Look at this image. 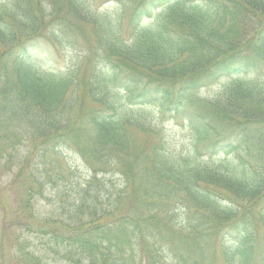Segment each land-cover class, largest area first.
<instances>
[{
    "label": "trees",
    "instance_id": "1",
    "mask_svg": "<svg viewBox=\"0 0 264 264\" xmlns=\"http://www.w3.org/2000/svg\"><path fill=\"white\" fill-rule=\"evenodd\" d=\"M112 1L115 16L103 9ZM76 33L105 66L83 97L72 96L75 70L38 54L40 38L75 45ZM261 71L264 0H0V162L17 167L31 218L32 196L61 189L37 227L8 225L16 264H50L49 253L66 264H264V80L251 76ZM221 78L225 92L200 100ZM111 84L130 105L185 118L205 153L162 138L136 151L131 127L150 129L109 97ZM75 102L85 120L72 119ZM63 147L83 158L84 182Z\"/></svg>",
    "mask_w": 264,
    "mask_h": 264
},
{
    "label": "rangeland",
    "instance_id": "2",
    "mask_svg": "<svg viewBox=\"0 0 264 264\" xmlns=\"http://www.w3.org/2000/svg\"><path fill=\"white\" fill-rule=\"evenodd\" d=\"M118 7L112 1L106 4L103 9L115 16L117 11H119ZM124 22L123 32L125 35H129V21L126 18ZM81 35L76 33L78 43H74L75 45L67 42H63L61 45L57 41L52 42L46 37L40 38L38 54H41L40 57L45 58L48 67L62 71L75 70L78 86L75 85L72 96H75L76 93L80 97H83V92L87 89V80L93 79L96 73L101 69H105V66L97 61V56L93 52L95 41L90 36ZM85 38L90 40L85 41ZM261 72V74L257 72L252 73L251 76H257L259 79L264 80V71ZM229 82L230 79L221 78L215 83L201 88L198 91L200 100L218 97L225 92ZM108 95L115 99L122 111L132 114L136 119L148 125L150 129L148 133L141 131L137 126H132L130 129L132 145L136 151L147 150L155 142H158L160 138L164 140L163 143L166 147L175 153L192 152L195 147L202 151V144L195 142L185 118L162 116L158 104L130 105L127 103L125 92L120 90L115 84L109 86ZM68 100L67 102H74L70 101V97H68ZM87 111H89V107L86 105L84 107L80 106L75 102V106L72 107L71 117L75 120L78 115L85 120L86 117L83 116V113ZM57 152L64 160L63 165L69 166L70 164L74 169L76 168L79 180L84 182V179L90 174L83 158L77 152L67 147H63ZM202 153L204 154L205 151H202ZM203 160L208 161L210 158L205 155ZM16 173L17 167L13 168V171L9 173L5 171L3 164L0 162V253L6 259L4 260L0 257V264H16V253L13 243V233L16 232V228L12 226L11 228L8 227L11 222H29L37 227L41 218L48 217L52 213H57L58 208L61 206V203L57 200L59 190H61L60 187L58 185L51 186L47 184L48 186L44 190V195L37 194L30 199L31 208L36 213V216L31 218L29 212L25 210L23 199L25 195L24 185L19 183V181H14ZM98 175L105 180L112 178L116 183L122 181L121 175L116 172H100ZM36 243H38V240H36ZM217 244L220 246L219 242ZM212 252L213 246L211 245L209 253ZM48 256L50 264H66L64 261L55 259L50 253ZM216 264H218V261Z\"/></svg>",
    "mask_w": 264,
    "mask_h": 264
}]
</instances>
